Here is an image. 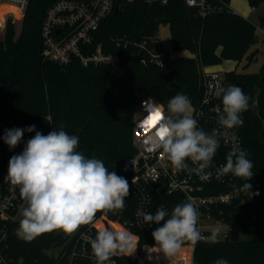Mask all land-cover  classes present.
Returning <instances> with one entry per match:
<instances>
[{"label":"trees","instance_id":"16d2710c","mask_svg":"<svg viewBox=\"0 0 264 264\" xmlns=\"http://www.w3.org/2000/svg\"><path fill=\"white\" fill-rule=\"evenodd\" d=\"M54 1L29 0L20 32L17 33V23L9 18L0 37V179L7 175L10 158L19 154L35 135L25 132L19 145L9 149L2 139L5 130L30 125L45 135L63 125L69 135L79 138L77 151L87 158L101 159L109 171L125 177L122 164L136 153L133 117L140 100L152 95L166 108L170 98L180 92L191 103H197L203 68L224 60L239 63L257 35V25L236 12L231 0H210L218 9L206 16L188 7L184 0H115L120 10L101 22L91 48L101 43L105 52L119 54V62L84 65L75 59L62 66L42 55L41 26ZM247 1L251 7L264 4V0ZM261 23L264 24V11ZM161 25L170 27L174 52L188 50L193 55L167 56L163 66L151 63L148 57H144V62L132 61L138 52L134 42L146 39L150 46L157 45L161 41ZM255 55L253 51L248 59ZM173 82L182 88H173ZM238 82L245 86L249 107L241 114L243 126L235 129L253 162L254 176L248 182L259 195L250 198L246 192H238L246 182L239 178L210 186L211 190L205 193L236 194L231 203L223 206L222 215L228 223L240 225V236L198 243L193 264H215L218 258L227 259L229 264H264V64L257 72H225V88ZM176 198L177 194L169 196L166 202L172 205ZM96 225L104 230L101 220ZM88 228L89 223L83 224L69 241L53 231L25 242L12 231L10 250L23 256L27 264H54L56 258L48 251L60 246L68 248ZM97 232L92 230L93 238ZM135 233L140 234L142 243L153 241L142 232ZM131 254H135V249ZM113 257L120 264H133L123 253Z\"/></svg>","mask_w":264,"mask_h":264},{"label":"built area","instance_id":"2783aa9c","mask_svg":"<svg viewBox=\"0 0 264 264\" xmlns=\"http://www.w3.org/2000/svg\"><path fill=\"white\" fill-rule=\"evenodd\" d=\"M147 2L167 3L168 0ZM184 2L188 7L197 9L202 16L218 9L210 0ZM28 3L29 0H0V6H14L21 13V17L16 18L13 11H6L0 28L6 26L9 18L15 23L18 20L22 21ZM115 8V0H55L48 7L41 26L43 57L62 66L69 65L75 59L84 65L89 63L116 65L120 60L119 54L105 52L101 43L91 48L101 22L115 11ZM259 29L264 34V24H261ZM160 39L155 46H150L146 39L136 40L134 45L138 50L137 54L148 57L150 62L157 66H163L166 57L174 55L165 48L161 37ZM224 81L225 72L204 67L201 97L197 103H191L198 126L208 133H212L214 129L218 131L220 147L211 166L204 170L205 173L212 174L211 178L201 179L202 174L194 171L197 165L191 160L186 161V168H175L162 150L156 147L160 124L157 113H163L166 108L154 96H144L136 106L133 117V144L136 153L126 157L121 167L125 174L124 178L129 183V195L125 199L123 211L117 210L107 214L102 212L94 217L89 223L90 228L76 237L68 248H61L55 255L54 264H96L90 240L93 239L94 228L101 230L96 225L98 220L103 223L104 230H118V226L133 235L135 254L123 253L133 264H193L197 244L209 241L207 238L212 231L218 230V239L229 235L240 236V225L228 223L222 215L223 206L231 203L236 194L233 191L205 193L211 190L210 186L213 183H227L236 179L231 174L220 175L219 170L225 165L228 153L245 150L235 128H221L217 124L222 100L215 96V90L224 87ZM162 188H165V196L159 193ZM175 194L178 198L173 200L172 205L167 203V198ZM185 202H191L198 209L197 227L203 238L194 245L185 242L174 257L168 258L159 251L152 237V231L158 225L145 222L143 216L138 215V210L155 214L157 209L162 207L171 213L177 204ZM24 204L19 188L4 178L0 179V264H27L23 256L10 250V232H14V226L19 224V215ZM217 211H220V214H217ZM222 226H225L226 230H221ZM135 231L146 234L153 241L142 243L140 234ZM118 254L120 253L117 252L116 255ZM113 262L120 264L113 256L107 264Z\"/></svg>","mask_w":264,"mask_h":264},{"label":"clouds","instance_id":"9594fccd","mask_svg":"<svg viewBox=\"0 0 264 264\" xmlns=\"http://www.w3.org/2000/svg\"><path fill=\"white\" fill-rule=\"evenodd\" d=\"M215 96L222 100L217 124L226 129L243 126L241 114L249 107L244 90L237 85L221 86L215 90ZM157 115L160 124L156 147L175 168L184 169L186 161L191 160L197 165L194 171L202 174L201 179H210L212 174L204 170L211 166L220 147L218 131L208 133L198 126L189 97L180 92L170 98L166 110ZM25 132H35V135L26 141L19 154L10 158L4 177L19 188L20 197L26 203L21 209L17 238L32 242L57 230L70 234L82 224L92 222L98 212L123 211L129 195L128 181L115 171H109L101 159L87 158L77 151V136L69 135L63 125L59 130L54 127L46 135L30 125L23 129H6L2 139L9 149H14ZM248 155L245 150L228 153L219 171L220 175L231 174L246 181L237 191L246 192L251 198L259 192H253L248 182L254 176L253 162ZM138 215L143 216L145 222L158 225L152 237L159 251L168 258L174 257L185 242L194 245L203 238L197 227L199 212L191 202L177 204L171 213L161 207L155 214L138 210ZM207 239L217 242L218 230L212 231ZM90 245L96 264H107L117 252L131 254L135 239L126 231L106 229L98 231ZM215 264L229 262L218 258Z\"/></svg>","mask_w":264,"mask_h":264},{"label":"rangeland","instance_id":"374dc122","mask_svg":"<svg viewBox=\"0 0 264 264\" xmlns=\"http://www.w3.org/2000/svg\"><path fill=\"white\" fill-rule=\"evenodd\" d=\"M230 5H231V7L233 6L235 9L236 8L242 9V8H246V5H248V4L245 0H231ZM247 7L248 8H246V9L250 12L249 13L250 20H252L257 25V35L260 37V39H259V41H255L249 47L247 53L239 61V64L237 65L236 69L239 72H257L260 70L262 64H264V34L259 29V26L262 24L261 23V15L263 14V11H264V4H261L258 7H251V6H247ZM8 9H10V8L4 7L3 10H8ZM3 17H4V13L2 11H0V25L2 23ZM20 17H21V15H16V18H20ZM21 22H22L21 20L17 21V33H19L21 30ZM4 31H5V27H3L2 29L0 28V37L3 36ZM159 34H161V38H162L163 44H164L166 49L170 50L174 56L175 55H182V54H179L180 52L179 53L173 52L170 49L171 41H170L169 28H167L165 25H161L160 30H159ZM253 51H256V55L253 58H251V60H249L248 55L251 54ZM24 207H26V203L24 204V206L22 208H24ZM21 218H22V216H21V212H20L19 220ZM81 226L76 231H74L73 233H70V234L64 233L63 231H60V230H57L56 232L61 233L64 237H66V240L69 241L79 231ZM115 229H116V227H115ZM221 230H226V227L222 226ZM61 248H63V246H60V247L55 248V249H51L48 251V253L50 255L55 256L60 252Z\"/></svg>","mask_w":264,"mask_h":264},{"label":"crops","instance_id":"0c3cea01","mask_svg":"<svg viewBox=\"0 0 264 264\" xmlns=\"http://www.w3.org/2000/svg\"><path fill=\"white\" fill-rule=\"evenodd\" d=\"M247 2L248 5H246V8H248L247 6H250L248 1L245 0ZM231 4V2H230ZM233 7V6H232ZM241 7V6H240ZM246 8H242V9H238V8H234L233 9L242 14L243 16L249 18V11L246 9ZM250 8V7H249ZM250 19V18H249ZM167 28H169V31H170V27L169 25H165ZM161 27V26H160ZM160 37H161V34H160ZM170 41H171V47L170 49L172 50V36H171V31H170ZM221 48H219L218 51H220ZM170 51V50H169ZM173 51V50H172ZM171 52V51H170ZM174 52V51H173ZM179 53V52H178ZM179 54H182L184 56H191L193 55L190 51L188 50H183L181 51ZM238 61L236 60H224L221 64H217V65H210V66H206V69L208 70H218V71H223V72H226V71H231V70H234L236 69L237 65H238Z\"/></svg>","mask_w":264,"mask_h":264},{"label":"water","instance_id":"95a60500","mask_svg":"<svg viewBox=\"0 0 264 264\" xmlns=\"http://www.w3.org/2000/svg\"><path fill=\"white\" fill-rule=\"evenodd\" d=\"M119 10H120V5H119V4H116L115 12L118 13ZM259 39H260V37H259L258 35H256V37H255V41H259ZM132 61H143V62H144V61H146V60H145V58H144L143 56H141V55H139V54H134V55L132 56ZM171 86H172L173 88H177V89L182 88L177 82H173V83L171 84ZM237 86L241 87L242 90L245 89L244 84H242L241 82H238V83H237ZM164 189H165V188H162V189L159 191L160 195H162V196H165V195H164ZM17 227H18V224L14 226V232H16Z\"/></svg>","mask_w":264,"mask_h":264},{"label":"bare ground","instance_id":"6f19581e","mask_svg":"<svg viewBox=\"0 0 264 264\" xmlns=\"http://www.w3.org/2000/svg\"><path fill=\"white\" fill-rule=\"evenodd\" d=\"M4 7H9L10 9H8V10H3ZM0 11H2L3 13H5L6 11H13V12L15 13V16H16V15H21L20 11H19L16 7H14V6H9V5H1V6H0ZM98 221H99V220H98ZM98 221H97V222H98ZM97 222H96V224H97Z\"/></svg>","mask_w":264,"mask_h":264},{"label":"snow or ice","instance_id":"6c2138e0","mask_svg":"<svg viewBox=\"0 0 264 264\" xmlns=\"http://www.w3.org/2000/svg\"><path fill=\"white\" fill-rule=\"evenodd\" d=\"M157 118H159V116L157 115Z\"/></svg>","mask_w":264,"mask_h":264}]
</instances>
